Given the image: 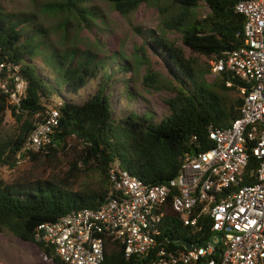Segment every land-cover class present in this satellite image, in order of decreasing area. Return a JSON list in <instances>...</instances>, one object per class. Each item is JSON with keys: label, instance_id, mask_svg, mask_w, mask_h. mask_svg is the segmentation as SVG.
<instances>
[{"label": "trees", "instance_id": "obj_1", "mask_svg": "<svg viewBox=\"0 0 264 264\" xmlns=\"http://www.w3.org/2000/svg\"><path fill=\"white\" fill-rule=\"evenodd\" d=\"M89 1L48 0L42 9L61 16L59 25L67 35L74 22L82 30L94 32L97 21H104L105 16L99 7L88 5ZM105 1L126 18L143 4L159 10L162 26L157 35L154 30L144 32L140 26L134 30L147 35L140 48L148 66L143 86L171 94L165 99L168 114L162 118L151 111L116 113L107 87L118 70H132L124 53L100 57L74 43L62 49L54 45L36 13L6 11L0 0V60L18 65L27 83L19 106L12 104L8 93L0 90V122L8 112L14 120L11 133L0 138V170H15L20 159L43 167L62 159L67 164L62 175L52 179L24 178L7 184L0 175V232L7 231L36 243L54 264L65 263L51 244L36 239L35 231L41 223L56 222L72 211L101 206L112 189L109 172L116 163L147 186L167 183L180 174L187 154L197 155L215 146L210 138L211 128L229 127L243 104L239 95L242 83L233 74L221 72L213 81L207 79L214 56L221 57L245 45L246 17L236 10L242 0ZM202 3L210 9L205 16L197 13ZM168 32L178 33L189 53L170 39ZM146 45L163 56L167 72L153 65ZM36 58L50 68L53 83L39 72ZM229 80L233 86L226 85ZM122 81L125 83L122 94L130 102L136 97L132 78ZM91 82L97 85L95 90L78 102L74 95L81 97V91ZM51 108L60 114L52 142L41 151L21 153L19 159L18 154L36 124ZM257 165L251 155L249 169ZM83 178H88L90 184L80 188ZM249 182L245 177L240 185ZM170 204L171 197L166 203L160 238L168 248L183 249L179 241L196 245L213 236L209 215L200 217V228L185 226ZM138 263L135 258L125 257L120 242L107 239L101 264Z\"/></svg>", "mask_w": 264, "mask_h": 264}, {"label": "built area", "instance_id": "obj_2", "mask_svg": "<svg viewBox=\"0 0 264 264\" xmlns=\"http://www.w3.org/2000/svg\"><path fill=\"white\" fill-rule=\"evenodd\" d=\"M236 10L246 17L245 45L214 56L211 65L216 76L230 72L242 83L239 116L229 127H212L215 146L187 154L180 174L167 183L147 186L116 163L109 172L112 189L101 206L41 223L36 239L51 244L62 262L101 264L111 239L138 264H264V0H242ZM26 88L19 66L0 60V90L12 104L20 105ZM59 117L57 109L47 110L19 159L21 153L41 151L52 142ZM251 155L258 161L255 169H249ZM245 177L251 182L240 185ZM169 197L171 210L185 226L200 228V217L209 215L213 236L196 245L178 242L190 248H168L160 238Z\"/></svg>", "mask_w": 264, "mask_h": 264}, {"label": "rangeland", "instance_id": "obj_3", "mask_svg": "<svg viewBox=\"0 0 264 264\" xmlns=\"http://www.w3.org/2000/svg\"><path fill=\"white\" fill-rule=\"evenodd\" d=\"M48 0H1V3L6 11L36 13L38 20L50 33V37L54 45L64 48L68 43L76 44L80 48L91 50L99 54L100 57H108L116 52H122L127 56V59L132 64L131 71L118 70L114 76L108 81L107 91L111 93V103L116 110V113L126 114L136 112L142 114L146 111L154 112L158 118L168 114V106L165 102L166 98L171 97L168 91H151L143 86L142 78L147 70L146 60L144 61L143 51L140 49L147 35L138 34L134 27L140 26L144 32L154 30L155 35L161 31V19L159 10L155 6L143 4L137 11L131 14L128 18L117 12L110 3L105 0H91L88 5L97 6L104 14V21H97L94 26V32L88 29H81L74 22L73 26L69 27V35L64 33V30L59 25L61 16L42 9ZM210 11L209 7L202 3L197 9L200 16H205ZM101 26V27H100ZM167 36L170 39L177 41L178 45L185 47L189 53V48L183 45L179 34L176 32H168ZM68 39H67V38ZM70 39V40H69ZM97 39L100 41L98 43ZM147 54L152 56L153 65L159 70L167 72L164 65L162 55L155 54L150 45L144 46ZM107 60V59H106ZM39 72L44 75L48 82L53 83V73L50 68L44 63L41 58H36ZM111 64L114 62L110 61ZM108 63V65L110 64ZM123 78H132L131 85L135 88L136 97L128 102L122 94L125 83ZM216 78V74L211 71L207 79L209 82ZM95 82L89 83L81 91L82 96L77 97L78 102L89 96L96 88ZM63 88V87H62ZM55 101L60 100L55 97ZM14 120L11 113L8 112L3 122H0V138L11 133ZM74 158V156H71ZM20 163L15 170H0V175L7 184H13L17 180L24 178L38 177H60L67 169L66 160L61 162H50L48 166H34L28 160H19ZM80 188H83L90 180L81 179ZM0 264H54L34 242L24 241L19 237L10 234L7 231L0 232Z\"/></svg>", "mask_w": 264, "mask_h": 264}, {"label": "water", "instance_id": "obj_4", "mask_svg": "<svg viewBox=\"0 0 264 264\" xmlns=\"http://www.w3.org/2000/svg\"><path fill=\"white\" fill-rule=\"evenodd\" d=\"M217 238H218V240H220V234H217ZM183 244H184V246L186 248H190L191 247L187 242H184ZM217 245L219 246L220 242H218ZM220 252H221V250L219 249L217 253L219 254Z\"/></svg>", "mask_w": 264, "mask_h": 264}]
</instances>
